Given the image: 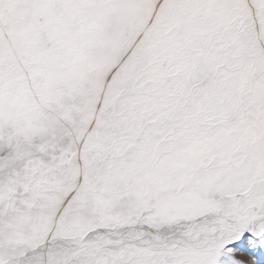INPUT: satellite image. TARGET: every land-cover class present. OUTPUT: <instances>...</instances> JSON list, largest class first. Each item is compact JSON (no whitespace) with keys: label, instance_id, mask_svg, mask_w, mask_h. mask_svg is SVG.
<instances>
[{"label":"snow or ice","instance_id":"obj_1","mask_svg":"<svg viewBox=\"0 0 264 264\" xmlns=\"http://www.w3.org/2000/svg\"><path fill=\"white\" fill-rule=\"evenodd\" d=\"M0 264H264V0H0Z\"/></svg>","mask_w":264,"mask_h":264}]
</instances>
